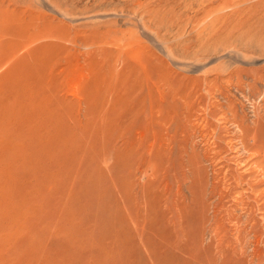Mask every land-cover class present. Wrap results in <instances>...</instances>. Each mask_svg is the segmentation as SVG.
I'll return each mask as SVG.
<instances>
[{
    "label": "rangeland",
    "instance_id": "1",
    "mask_svg": "<svg viewBox=\"0 0 264 264\" xmlns=\"http://www.w3.org/2000/svg\"><path fill=\"white\" fill-rule=\"evenodd\" d=\"M262 167L264 0H0V264H264Z\"/></svg>",
    "mask_w": 264,
    "mask_h": 264
},
{
    "label": "bare ground",
    "instance_id": "2",
    "mask_svg": "<svg viewBox=\"0 0 264 264\" xmlns=\"http://www.w3.org/2000/svg\"><path fill=\"white\" fill-rule=\"evenodd\" d=\"M76 35H77V34H76ZM74 36H75V35H74ZM79 42H80V41H79ZM80 44H81V43H80ZM86 44H87V43H86ZM86 44H83V43H82V45H84V46H86ZM46 45H47V44H46ZM97 45H98V44H97ZM16 46H17V45H16ZM80 46H81V45H80ZM91 46H92V45H91ZM95 46H96V45H95ZM86 47H88V46H86ZM12 49H13V48H12ZM18 49H19V47H18ZM97 50H98V51H101L100 48H98ZM14 52H15V51H14ZM13 59H14V58H13ZM13 59H12V60H13ZM165 84H166V83H165ZM168 85H169V84H168ZM166 86H167V85H166ZM164 87H165V85H164ZM168 87H169V86H168ZM158 90H159V89H158ZM165 91H166V90H165ZM113 93H114V92H113ZM110 95H111V94H109V96H110ZM112 97H115V96H112ZM112 97H110V98H112ZM171 97H172V96H171ZM173 98H174V97H173ZM178 98H179V97H178ZM181 100H182V99H181ZM187 103H188V102H187ZM253 129H254V128H253ZM252 138H253V137H252ZM252 138H251V140H252ZM241 140H242V139H241ZM252 142H253V140H252ZM244 145H245V144H244ZM244 147H246V146H244ZM27 148H28V147H27ZM254 148H259V147L255 146ZM23 149H24V148H23ZM259 150H260V149H259ZM247 151H248V150L246 149V152H247ZM256 151H257V150H256ZM259 152H260V151H259ZM252 153H253V152H252ZM245 154H246V153H245ZM35 155H37V153H36ZM251 155H252V154H251ZM254 155H255V154H254ZM251 158H252V156H251ZM249 160H250V159H249ZM239 161H240V160H239ZM255 161H256V160H255ZM25 162H26V161H25ZM256 162H257V161H256ZM252 164H253V163H252ZM256 164L258 165V163H256ZM257 165H254L253 167H256ZM259 165H260V164H259ZM29 166H30V165H29ZM259 167H261V166H259ZM30 168H31V167H30ZM257 168H258V166H257ZM262 168H264V167H262ZM262 168H260V169H262ZM226 169H227V168H226ZM258 169H259V168H258ZM262 172H263V169H262ZM247 175H248V174H247ZM247 175H246V176H247ZM257 175H258V174H257ZM233 176H234V175H233ZM263 176H264V175H263ZM231 178H232V177H231ZM252 179H253V178H252ZM254 179H256V178H254ZM219 180H220V179H219ZM225 181H226V180H225ZM233 181H234L235 185H233V186H231V187H229V188H227V189H225V190H224V189H220V187H218V185H216L214 182L211 184L210 187H209V185H208V187L210 188V189H209V195H211V196H213V197H214V196H215V197L218 196V201H217L218 203L215 202V204H214V202H212V203H213V207H211V208H212V211H214L212 217H213V220H214L215 222H216L217 220H220V219L218 218V214H219L218 212H220V210H221V208H220V206L222 205V204L220 203V202H221V199H222V198L224 199L225 197H228V196L232 195V193H235V191H234L235 188L243 186V184L245 183V175H244V174H239V175H237V176L234 177V180H233ZM211 182H212V181H211ZM248 182H250V181H248ZM255 182H256V180H255ZM224 183H225V182H224ZM257 183H258V179H257ZM260 183L263 184L262 181H260ZM246 184H247V183H246ZM248 184H249V183H248ZM248 186H250V184H249ZM253 186L255 187V185H253ZM257 186H258V185H257ZM251 187H252V185H251ZM251 187H250V188H251ZM251 189H253V188H251ZM206 192H207V189H206ZM248 192H249V191H248ZM243 193L245 194V192H243ZM243 193L241 194V197H239V199H238V201H237V202H238V203H237V207H238V204H239L240 206H241V205L243 206V205H246V203H244V202H248L247 199H246L247 201H244V194H243ZM205 195H206V194H205ZM207 195H208V194H207ZM245 195H246V194H245ZM239 196H240V195H239ZM246 196H247V195H246ZM215 197H214V198H215ZM247 197H248V196H247ZM259 197H261V195H260ZM203 199H205V198H203ZM215 199H216V198H215ZM223 199H222V201H223ZM212 200H214V199H212ZM212 200H211V201H212ZM249 200H250V199H249ZM214 201H215V200H214ZM250 201H251V200H250ZM11 202H13V201H11ZM263 202H264V201H263ZM219 203H220L221 205L218 207V204H219ZM9 204H10V203H9ZM210 204H211V202H210ZM210 204H209V205H210ZM247 204H248V203H247ZM257 205H258V204H257ZM10 206H11V205H10ZM222 206H223V205H222ZM242 206H241V207H242ZM212 211H211V212H212ZM224 211H225V210H224ZM234 211H235V210L232 209L231 212L233 213ZM236 211H237V210H236ZM238 211H239V210H238ZM260 213H261V212H260ZM221 214H222V213H221ZM241 214H242V213H241ZM225 215H226V214H225ZM223 216H224V215H223ZM221 217H222V216H221ZM221 217H220V218H221ZM226 217H227V216H226ZM230 218H231V219L234 218V219L237 220L238 218H241V217H239V215H237V214L234 215V213H233V214H230V215H229V219H230ZM227 219H228V218H227ZM238 221H239V220H238ZM217 223H219V222L217 221ZM210 225H211V224H210ZM210 225H209V226H210ZM253 225H254V224H253ZM207 226H208V225H207ZM213 226H214V225H213ZM216 226H217L218 228H220V227H219L220 225H216ZM217 227H214V229L217 228ZM253 227H254V226H253ZM257 227H258V226H257ZM212 228H213V227H212ZM221 228H222V227H221ZM221 228H220V229H221ZM239 228H240V227H239ZM254 228H255V230H256V227H254ZM217 230H219V229H217ZM224 230H225V228H224ZM226 230H227V229H226ZM237 230H239V229H237ZM237 230H236V231H237ZM244 230H245V229H244ZM244 230H243V231H244ZM211 231L214 232V234H216V233H215V230H214V231L211 230ZM211 231H210V232H211ZM222 231H223V230H219V231H216V232H217V233L219 232V234H220V232H222ZM227 231H228V230H227ZM240 231H241V230H240ZM224 232H226V231H224ZM224 232H223V233H224ZM238 232H239V231H238ZM257 233H258V230H257ZM219 234H218V235H219ZM224 235H225L224 238H223V239L221 238L222 240H225L226 233H225ZM237 235H239V233H238ZM216 237H217V236H216ZM222 237H223V235H222ZM237 237L239 238V236H237ZM227 238H228V237H227ZM227 238H226V239H227ZM219 239H220V238H219ZM239 240H240V239H239ZM241 240H242V239H241ZM260 240H261V239H260ZM226 241H227V240H226ZM229 241H230V240H229ZM221 242H222V241H221ZM230 242H231V241H230ZM243 242H244V241H243ZM257 242H258V240L256 241V243H257ZM219 243H220V242H219ZM222 243H223V242H222ZM227 243H228V242H227ZM224 244H225V243H224ZM228 244H229V243H228ZM230 244H231V243H230ZM230 244H229V245H230ZM239 244H241V243H239ZM259 244H260V243H259ZM219 245H222V244H219ZM248 245H249V244H248ZM224 246H225V245H224ZM252 246H253V245H252ZM226 247H228V245H227ZM231 247H232V246H231ZM231 247H230V248H231ZM260 247H261V246H260ZM219 248H221V247L219 246ZM230 248H229V250H230ZM233 248H234V247H232V249H233ZM237 248H238V247H237ZM240 249H241V246H240ZM242 249H243V248H242ZM226 250H227V248H226ZM232 251H233V250H232ZM220 252H221V253L224 252V255H225V250H224V248H222ZM241 252H242V250H241ZM241 252H240V253H241ZM242 253H243V252H242ZM253 253H254V252H253ZM235 256H236V255H235ZM222 257H223V256H222ZM223 262H224V261H223Z\"/></svg>",
    "mask_w": 264,
    "mask_h": 264
}]
</instances>
